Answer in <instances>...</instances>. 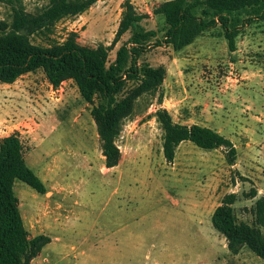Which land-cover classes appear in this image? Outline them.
<instances>
[{
	"label": "rangeland",
	"instance_id": "obj_1",
	"mask_svg": "<svg viewBox=\"0 0 264 264\" xmlns=\"http://www.w3.org/2000/svg\"><path fill=\"white\" fill-rule=\"evenodd\" d=\"M125 1L99 0L85 14L59 22L53 39L62 42L76 32L82 46H110ZM129 1L149 16L142 26L162 40L166 25L153 11L167 0ZM46 4L24 0L28 13ZM8 16L0 2V22ZM129 36L110 51V63ZM236 46L230 52L217 26L179 52L148 48L140 63L164 66L167 76L159 92L140 97L124 120L116 140L121 159L112 169L105 165L92 106L73 81L54 88L38 70L12 85L0 83V138L19 136L29 167L47 187L40 195L15 183L30 238L52 239L34 264H264L247 247L231 254L212 226L226 195L237 194L235 214L248 224L252 207L264 197V21L244 26ZM160 93L164 99L219 97L222 113L232 122L237 118V133L233 123L225 128L237 140L235 165L227 164L222 149L206 151L191 142L168 164L155 118Z\"/></svg>",
	"mask_w": 264,
	"mask_h": 264
},
{
	"label": "trees",
	"instance_id": "obj_2",
	"mask_svg": "<svg viewBox=\"0 0 264 264\" xmlns=\"http://www.w3.org/2000/svg\"><path fill=\"white\" fill-rule=\"evenodd\" d=\"M99 0H47L36 13H28L24 0H0L9 16L0 22V83L12 85L21 77L42 70L48 82L59 87L73 81L82 99L92 106L91 115L97 125L106 168L118 166L121 152L116 145L125 119L130 117L137 100L145 94L159 92L167 76L164 66L141 62L152 47H171L179 52L192 45L205 32L221 26L230 52L237 49L236 39L244 26L264 21V0H169L161 3L153 14L163 18L166 32L159 40L155 30H147L140 15L126 0L122 20L110 46H82L78 34L71 32L65 40L53 39L56 25L67 18L89 11ZM246 19L241 20L242 16ZM129 34L116 52L113 62L109 54ZM163 95L159 94L158 105ZM163 131L162 152L172 164L178 147L191 142L200 149H222L229 166L235 165L237 149L219 132L200 125L174 122L165 108L155 113ZM21 181L40 195L47 187L26 161L23 144L17 134L0 138V264H33L51 239L45 235L30 238L19 208L15 183ZM257 192L252 193V198ZM237 194L226 195L214 210L212 226L228 243L231 254L247 247L264 258V197L252 207L253 224L239 222L234 205Z\"/></svg>",
	"mask_w": 264,
	"mask_h": 264
},
{
	"label": "crops",
	"instance_id": "obj_3",
	"mask_svg": "<svg viewBox=\"0 0 264 264\" xmlns=\"http://www.w3.org/2000/svg\"><path fill=\"white\" fill-rule=\"evenodd\" d=\"M132 4L135 5L134 3ZM192 45L188 47H191ZM67 82H72V81H66V83ZM207 95L208 94L203 96L201 95L199 97L191 96L190 98L185 97L184 99H182L179 96L170 95L169 99L163 98L162 105H158L157 109L159 108L167 109L172 116L174 115V118L176 117L174 119V122L176 123L187 126L200 125L211 128L219 132L220 134L224 135L226 138L230 139L234 144L235 148L237 149V140L235 139V137L229 135V133L225 129L227 127H231V123H233L234 128L236 129L235 133H237V118L234 120V122H232L233 117H230V115L226 116V114L224 112L222 113V111L220 110L219 107L221 105L219 104V100H218L219 97L212 96L209 98ZM215 105H217V108L215 107ZM175 113H177V115H175ZM181 145L178 147V149L181 147ZM42 252L44 251L42 250Z\"/></svg>",
	"mask_w": 264,
	"mask_h": 264
}]
</instances>
